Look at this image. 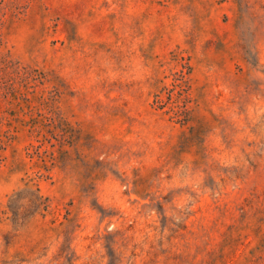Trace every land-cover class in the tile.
Segmentation results:
<instances>
[{"label": "rangeland", "instance_id": "obj_1", "mask_svg": "<svg viewBox=\"0 0 264 264\" xmlns=\"http://www.w3.org/2000/svg\"><path fill=\"white\" fill-rule=\"evenodd\" d=\"M0 264H264V0H0Z\"/></svg>", "mask_w": 264, "mask_h": 264}, {"label": "trees", "instance_id": "obj_2", "mask_svg": "<svg viewBox=\"0 0 264 264\" xmlns=\"http://www.w3.org/2000/svg\"><path fill=\"white\" fill-rule=\"evenodd\" d=\"M7 64H12V62H7Z\"/></svg>", "mask_w": 264, "mask_h": 264}]
</instances>
